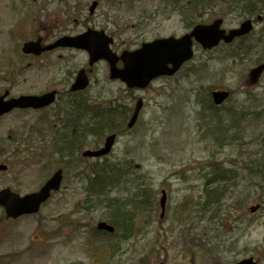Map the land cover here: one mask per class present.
Listing matches in <instances>:
<instances>
[{
  "label": "rangeland",
  "instance_id": "1",
  "mask_svg": "<svg viewBox=\"0 0 264 264\" xmlns=\"http://www.w3.org/2000/svg\"><path fill=\"white\" fill-rule=\"evenodd\" d=\"M160 1L147 0L141 12L152 15ZM229 5L230 0H218L199 7L197 20H191L189 12L184 24L176 13L174 23L158 37H180L190 26L210 24L218 18H224L225 29H235L245 19L241 7L233 11ZM262 9L263 18L249 40L242 42L247 54L235 63L223 61L221 51L226 47L212 52L197 47L194 60L177 76L159 79L144 91H129L121 82L111 81L106 63L93 67L89 95L94 97L95 106L112 110L130 105L133 98L145 102L136 128L119 132L118 143L108 157L113 164L131 162L129 181L149 187L153 196L150 215L138 210L134 213L137 224L128 241H113L104 234L94 236L92 229L109 220L111 213L104 207L88 212L82 209L86 195L81 177L99 161H85L81 153L100 147L106 134L102 138L88 136L76 155L84 162L69 167L68 150L58 155L53 151L55 145L50 148L53 141L62 139L55 119L49 125L47 115L30 111H15L1 119L0 165L9 169L0 172V191L11 188L21 196L35 193L61 166L65 178L61 190L38 215L7 221L0 208V264H234L252 257L264 264V180L251 178L241 167L257 159L264 169L260 146L264 118L257 120L252 115L264 112V76L257 85L247 86L250 70L264 61L263 5ZM24 14L23 6L0 0V95L6 91L14 97L53 89L66 92L79 70L90 69L88 55L60 52L40 59L25 56L23 44L33 35ZM149 25L154 31L149 29L145 40L138 37L140 34L130 37L128 46L137 47L135 38L139 44L155 39V24ZM117 42L123 45L125 39L120 37ZM222 89L234 93L230 102L219 111L208 110V106L204 111L202 102L208 100L204 95ZM209 113L218 118L212 119ZM231 117L241 118L240 125L231 128L225 139L227 146L222 147L219 132L212 131L220 126V119L232 125ZM69 138L67 133L63 139ZM222 166L234 171L233 178L219 184L227 185L220 203L202 213L205 191L217 175L214 170ZM162 189L169 199L167 215L160 220ZM256 204L261 209L253 215L250 207Z\"/></svg>",
  "mask_w": 264,
  "mask_h": 264
},
{
  "label": "water",
  "instance_id": "2",
  "mask_svg": "<svg viewBox=\"0 0 264 264\" xmlns=\"http://www.w3.org/2000/svg\"><path fill=\"white\" fill-rule=\"evenodd\" d=\"M224 21L218 19L211 25H198L193 31L180 38H168L158 40L153 43H146L142 48L135 52H125L120 58L114 54L109 46L110 40L103 41L100 37H93L87 34L77 39H64L59 44L53 46L75 47L85 49L89 52L91 60L90 66H93L101 60H105L110 65V78L114 81H120L129 89H146L152 82L159 78L174 77L182 67L194 58V44L201 45L207 51H211L220 46L221 43L231 44L234 40L249 35L253 30L252 22H244L239 29L227 31L222 29ZM51 48V49H52ZM26 54L41 55L42 51L36 44H26L24 46ZM50 50V49H49ZM122 61L123 67L120 69L117 64ZM264 75V63L253 68L248 77V86L256 85ZM89 86V78L85 71L79 72L72 91H82ZM56 92L44 96H22L18 99L6 101V93L0 97V118L9 114L14 109H42L55 102ZM230 97L228 91H216L212 93V99L215 105L220 106ZM143 101L140 100L135 109V113L129 124L133 128L136 124ZM116 137L111 136L106 139L105 146L99 151H87L83 154L85 158H101L111 153L115 144ZM1 171H6L7 167L1 166ZM63 181V171H57L53 177L40 189L39 192L20 197L12 193L9 189L0 192V206L6 211L8 219H19L25 215L37 214L42 204L47 202L53 192L60 190ZM167 203V194L163 191L161 207L163 210L162 218L165 214ZM260 207L252 208V213ZM98 230L114 233L115 228L106 223H101ZM239 264H256L252 259L243 261Z\"/></svg>",
  "mask_w": 264,
  "mask_h": 264
},
{
  "label": "flooded vegetation",
  "instance_id": "3",
  "mask_svg": "<svg viewBox=\"0 0 264 264\" xmlns=\"http://www.w3.org/2000/svg\"><path fill=\"white\" fill-rule=\"evenodd\" d=\"M146 1L147 0H10L13 6H23L25 8L24 17L33 35L23 44V47L26 44H36L39 46L40 50H44L40 57L25 55L35 59H40L50 54H58L60 52H76L88 55V53L83 50L80 51L63 47L52 48L53 45L64 38H77L88 33L98 36L102 34L112 39L113 43L111 44V49L119 55L124 51L133 50L132 46H128L127 44L131 42L130 37L134 38L140 34L138 37L145 40L143 37L147 35L146 33L149 29H152L149 24H155V35L157 33L155 39L160 38L158 37L160 31L168 29L175 21V1L161 0L160 2L162 4L152 12V15L148 12H141V7ZM183 11L186 14L188 12L187 7H184ZM139 15L140 17L137 20ZM142 28L144 31H142ZM152 31L154 30L152 29ZM120 37H123L125 42L123 45L119 46L117 41ZM135 41L137 47L134 49L137 50L144 42L139 44L137 38H135ZM119 67H122L121 63ZM71 85H69V89H67L66 92L58 90V98L52 106L41 110L29 109L26 111H30V113L33 114H45L55 119L59 124H61L64 118L73 119V117L82 110V107L86 114L91 113L94 104L92 103V97L88 94L89 90L71 92ZM54 90L55 89L37 94V96L41 97L47 95L48 92ZM63 93H65L64 96ZM8 98L12 99L17 97L11 96V93H9ZM66 128L67 126L64 127V129ZM71 130L73 133L76 132L74 126H72Z\"/></svg>",
  "mask_w": 264,
  "mask_h": 264
},
{
  "label": "trees",
  "instance_id": "4",
  "mask_svg": "<svg viewBox=\"0 0 264 264\" xmlns=\"http://www.w3.org/2000/svg\"><path fill=\"white\" fill-rule=\"evenodd\" d=\"M218 0H192V5H194L193 10L197 6L199 7H205V5L210 4H216ZM224 1V0H222ZM229 4V3H227ZM262 5L264 6V0H230V7L233 9V11H237L240 7L242 9V16L244 17H259L260 14H262L263 9ZM196 19V18H195ZM243 42V41H242ZM240 42L234 49H236L239 54H243L244 46L243 43ZM247 53L246 50H244V54ZM238 55L235 54V52H232L227 55V59H225V62H228L231 64L232 62L235 63L239 58H237ZM206 99H208L205 102H202V106L204 108V111H206L207 106L209 107L208 110H212V104L209 100V95H204ZM199 105V104H198ZM126 110V109H125ZM120 109H112L110 111L105 109H96L93 119L94 121L91 122L86 128H80V125H75L74 121L73 126L76 127V132L73 133L72 130L70 131V139H68L67 142H65V145L69 144H75L76 141H79L83 139L85 136L83 134L80 135V132L82 133L85 129L86 133H92L94 132V136L97 138H102L106 133L115 132L116 126L121 122L123 125L127 121V115L122 114L121 116L116 112H119ZM209 115H211L209 113ZM255 118L259 120V118H263L264 112H258L255 111ZM120 116V117H119ZM233 118V117H232ZM231 118V124L232 125H225L226 121L224 119H220L221 125L219 128H217V131L219 134H221L220 137L222 138V144L221 146H227V143L225 142V139L228 137L227 133L230 131L232 132L234 126L232 123L233 120ZM81 120H79L80 123ZM80 131V132H79ZM234 134V133H233ZM77 139V140H76ZM83 144H81L82 146ZM260 146L262 147V151L264 155V140L260 143ZM72 153L76 152V147L70 148ZM55 152L58 150H61V147H58L57 143L55 142ZM259 163H252L246 164L243 169L248 170L251 172L250 177L253 179H262L264 180V169H263V162L255 159ZM132 163L128 162L125 165H122L121 163H110L108 160H105L102 163H96L93 166H90L87 169V175L83 176L81 182H84L83 184V192L86 195L84 198L82 205L84 211H89L90 208H100L104 207L108 212H111L110 219L108 220L111 224L115 225L117 228V233L113 236H110L113 238V241H115L118 238L129 240L131 236L134 234V224H137V216H135L134 213L136 211L134 209H138L141 211L142 214L150 215L152 204L149 203L151 200V195L147 194L148 190H146L142 185H135V182L128 181L130 178V173L132 170ZM58 169V168H57ZM223 179L225 181H229L232 178V171L227 170L223 168ZM85 180V181H84ZM125 181V183H123ZM125 185V186H123ZM124 187V188H123ZM128 188V189H127ZM227 185H217L214 188H212L209 191H205V194L207 195V199L205 202V207L211 211L212 207L214 205H217L220 203L223 195L225 194ZM134 191V192H133ZM115 192L117 194H115ZM133 193V194H132ZM124 194H127V196H124ZM124 196V197H123ZM134 203V204H133ZM122 204V207L124 209H121L120 206ZM132 208V209H131ZM205 211V210H203ZM109 212V214H110ZM122 233V236H121ZM114 246V245H113ZM115 250L116 248H111ZM112 250V251H113ZM111 251V252H112Z\"/></svg>",
  "mask_w": 264,
  "mask_h": 264
}]
</instances>
